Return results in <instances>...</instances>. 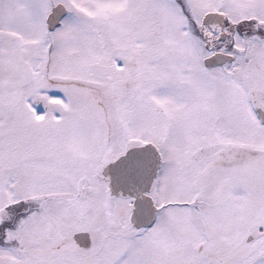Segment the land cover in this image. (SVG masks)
I'll use <instances>...</instances> for the list:
<instances>
[{
    "label": "snow or ice",
    "instance_id": "snow-or-ice-1",
    "mask_svg": "<svg viewBox=\"0 0 264 264\" xmlns=\"http://www.w3.org/2000/svg\"><path fill=\"white\" fill-rule=\"evenodd\" d=\"M0 264H264V0H0Z\"/></svg>",
    "mask_w": 264,
    "mask_h": 264
}]
</instances>
